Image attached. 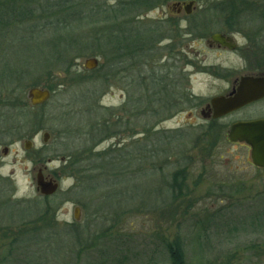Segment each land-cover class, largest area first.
Wrapping results in <instances>:
<instances>
[{
	"label": "rangeland",
	"instance_id": "rangeland-1",
	"mask_svg": "<svg viewBox=\"0 0 264 264\" xmlns=\"http://www.w3.org/2000/svg\"><path fill=\"white\" fill-rule=\"evenodd\" d=\"M117 2L92 0L87 13L93 20L68 31L78 39L98 33L112 24L104 19L106 5ZM152 17L142 25L150 28ZM117 24L120 30V15ZM24 30L23 35H31ZM19 34L0 33V73L6 78L7 38ZM38 34L33 41L20 38L12 58L22 57L25 49L29 53L28 46L39 57L51 52L46 42L51 33ZM103 42L89 36L63 50L74 57L72 71L83 74L77 81L63 66L52 65L51 71L30 73L18 84L25 102L35 77L43 82L40 87L53 90L43 107L28 102L30 116L14 141L0 132V264H171L166 243L177 237L186 264H264V169L252 163L245 144L227 137L233 122L262 117V102L218 120L216 131L207 130L212 120L203 118L201 108L228 87L225 82L193 75L188 90L197 96L182 106L171 95L169 103L167 78L150 76L149 62L136 69L127 61L128 78H123V64L106 74L99 71L112 59ZM126 55L132 59V50ZM92 56L100 65L87 71L83 63ZM216 57L203 47L197 61L212 64ZM225 60L236 62L231 56ZM138 96L140 117L134 119ZM44 132L51 135L48 142ZM26 139H34L31 150L24 147ZM89 156L100 176L90 173L78 180L73 165ZM40 168L60 184L51 196L37 189ZM46 203L56 216L45 225L38 218ZM76 206L79 221L73 216ZM25 229L19 238L14 234Z\"/></svg>",
	"mask_w": 264,
	"mask_h": 264
},
{
	"label": "flooded vegetation",
	"instance_id": "flooded-vegetation-1",
	"mask_svg": "<svg viewBox=\"0 0 264 264\" xmlns=\"http://www.w3.org/2000/svg\"><path fill=\"white\" fill-rule=\"evenodd\" d=\"M190 1L193 0H119L120 64L126 65L121 70L125 72L123 78L129 77L127 61L134 63L129 64L132 67L137 65L136 69L149 62L150 76L167 78L168 102L172 95V102L182 106L197 96L188 90L193 75L207 74L225 82L228 87L216 96L230 95L245 76L261 78L264 92V0H194L189 6ZM150 14H153L148 20L150 28H146L142 24H146ZM203 47L217 55L214 63L197 61ZM130 50L132 59L126 57ZM225 56L236 62L228 65ZM155 82L158 80L152 82L156 86ZM137 99L134 119L140 117L139 96ZM210 100L201 108V115L205 110V120H216L212 118ZM258 102L263 104L260 118L264 119V95L231 113Z\"/></svg>",
	"mask_w": 264,
	"mask_h": 264
},
{
	"label": "trees",
	"instance_id": "trees-1",
	"mask_svg": "<svg viewBox=\"0 0 264 264\" xmlns=\"http://www.w3.org/2000/svg\"><path fill=\"white\" fill-rule=\"evenodd\" d=\"M92 0H0V33L2 31L12 30L13 32L20 30L22 35L19 34V38L10 39L7 38L10 45V64L6 69L7 78L0 73V123L4 122V127L0 125L1 135H5L14 141L15 135L19 134L23 127L26 125V121L29 115L30 105L28 101H24L18 94L20 86L23 87L22 81L27 78L30 73L42 71H51L52 65L63 66V72H67L71 80L77 81L76 78H80L83 74L78 71L73 72L74 62L73 55L63 52L64 49L74 48L76 43H79L82 39L92 37L93 39L104 38V42L109 45L107 51L112 53L111 60L100 65L99 71H103L105 74L108 70H118L120 64V40L117 38L118 24L117 19L120 15L121 5L119 2L113 5H106L104 11V19L108 22H112L111 25L105 23L100 31H96L92 34H79L82 36L78 39L76 34L71 33L74 25L88 24L93 18L87 13L92 10ZM196 1H209V0H196ZM132 10L133 7H129ZM98 28V27H97ZM23 29L27 30L31 35L24 34ZM24 30V31H25ZM45 31V32H44ZM35 33L47 34L51 33V36L47 38L46 42L52 51L44 53L39 57L32 47L28 46V51L24 50L23 56L20 58H12L11 50L16 48L20 42V38H28L30 41L35 39ZM82 44H84L82 42ZM72 46V47H71ZM75 50V49H74ZM77 50H81L77 46ZM76 51V50H75ZM109 52V51H108ZM117 72H115L116 74ZM29 77V76H28ZM33 77V76H32ZM31 77V78H32ZM10 80V82H9ZM6 82V83H5ZM78 83V82H77ZM43 82L39 77L32 79L30 86H41ZM5 85V86H4ZM27 86V85H26ZM47 88L53 90L52 86L46 85ZM26 103V105L24 104ZM46 105V104H44ZM44 105L38 106L43 107ZM2 108L5 112H2ZM31 108V107H30ZM28 114V115H27ZM218 120H212L207 130L216 131L219 127ZM35 132H33L34 134ZM93 156H89L87 159L82 160L79 164L73 165V173L80 176L78 180L86 179L92 173V177L100 176L97 172L98 166H91L89 160ZM74 175V174H73ZM177 177L181 176V172L176 174ZM175 176V177H176ZM177 185V182H175ZM49 198V197H45ZM54 207L45 204L44 209L40 211L41 216L38 218L39 222L44 221L45 225L47 221L53 222ZM25 225H30V222H24ZM30 227V226H28ZM40 229V225L36 226ZM46 228V227H45ZM27 230H22L14 233L18 238ZM21 235H20V234ZM166 249L169 255L171 264H186L185 248L183 241L177 237L173 241L166 243Z\"/></svg>",
	"mask_w": 264,
	"mask_h": 264
},
{
	"label": "water",
	"instance_id": "water-1",
	"mask_svg": "<svg viewBox=\"0 0 264 264\" xmlns=\"http://www.w3.org/2000/svg\"><path fill=\"white\" fill-rule=\"evenodd\" d=\"M195 1H190L189 6ZM213 38H216L214 35ZM98 57L86 58L83 65L87 71L94 70L99 66ZM264 95L263 84L261 78L253 76L242 77L240 85L230 95H221L211 98L209 106L213 107L212 118H221L235 110H238L254 101L261 99ZM27 99L32 107H37L47 103L52 96L50 89L46 87L35 86L27 90ZM206 118L205 110L202 111ZM51 135L49 132L43 133L44 142H48ZM228 139L230 142L246 143L251 147L252 163L264 168V119L241 120L231 124L228 131ZM34 146V139L24 140L26 150H31ZM5 156L9 153V147L2 149ZM37 189L43 196H51L59 189V182L54 177L45 176L43 169L40 168L36 175ZM76 221L81 218V209L76 206L73 211Z\"/></svg>",
	"mask_w": 264,
	"mask_h": 264
}]
</instances>
